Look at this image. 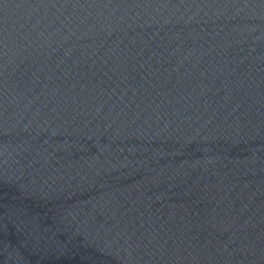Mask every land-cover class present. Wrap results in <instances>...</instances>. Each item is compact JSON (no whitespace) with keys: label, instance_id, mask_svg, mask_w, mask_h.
<instances>
[{"label":"water","instance_id":"obj_1","mask_svg":"<svg viewBox=\"0 0 264 264\" xmlns=\"http://www.w3.org/2000/svg\"><path fill=\"white\" fill-rule=\"evenodd\" d=\"M0 264H264V0H0Z\"/></svg>","mask_w":264,"mask_h":264}]
</instances>
